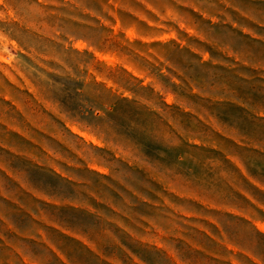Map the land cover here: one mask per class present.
<instances>
[{
    "label": "rangeland",
    "instance_id": "1",
    "mask_svg": "<svg viewBox=\"0 0 264 264\" xmlns=\"http://www.w3.org/2000/svg\"><path fill=\"white\" fill-rule=\"evenodd\" d=\"M0 264H264V0H0Z\"/></svg>",
    "mask_w": 264,
    "mask_h": 264
}]
</instances>
